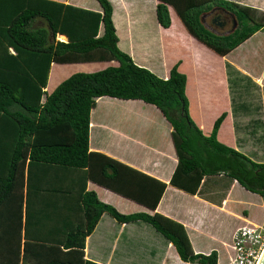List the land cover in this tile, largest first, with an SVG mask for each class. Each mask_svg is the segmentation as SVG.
<instances>
[{"label": "trees", "instance_id": "trees-1", "mask_svg": "<svg viewBox=\"0 0 264 264\" xmlns=\"http://www.w3.org/2000/svg\"><path fill=\"white\" fill-rule=\"evenodd\" d=\"M97 2L100 11L53 0H0V236L6 237L0 241V264H97L83 257L84 238L103 212L118 222H147L172 244L183 261L216 264L213 255L192 252L180 223L156 212L121 213L85 188L91 180L145 202L140 195L150 198V193L139 195L135 190L148 187L142 181L155 183L150 208L164 188L163 182L88 150L89 112L98 98L108 96L152 104L168 121L175 156L169 184L193 194L202 176L224 173L264 198V162H256L216 139L225 112L213 120L210 132L204 135L188 115L185 76L176 64L166 78L135 64L117 46L109 1ZM168 6L192 37L221 56L264 29V11L230 0H157L154 16L162 27L170 23ZM214 6L233 13L236 26L231 32L215 35L200 23V14ZM35 17L43 18L47 29L31 27ZM55 34H63L67 40H54ZM108 60L117 64L74 72L50 93L43 90L51 62ZM225 66L229 77V65ZM230 105L234 114L249 110L248 103L233 98ZM249 122L250 131L261 129L264 138V122L258 118ZM45 169L50 173L45 182L52 186L63 176L64 188L51 187L62 196L54 198L52 194L45 200L47 213L43 217L32 205L43 201L39 181ZM12 196V205L6 208L5 201Z\"/></svg>", "mask_w": 264, "mask_h": 264}, {"label": "crops", "instance_id": "crops-1", "mask_svg": "<svg viewBox=\"0 0 264 264\" xmlns=\"http://www.w3.org/2000/svg\"><path fill=\"white\" fill-rule=\"evenodd\" d=\"M53 1L100 11L97 0ZM108 1L118 48L126 51L135 64L161 78H166L171 66L176 64V69L185 76L184 94L188 115L201 132L207 135L213 120L225 112L216 131V139L256 162H264L263 131L258 129L254 133L250 131V126L247 127L248 123L251 124L249 121L256 118L264 122V77L261 76L264 63L258 74L245 72L243 66L240 67L237 60L231 58V51L223 56L218 55L192 37L170 6L167 7L170 23L167 27L160 26L154 16L157 0H146L150 4V11L138 6L134 0ZM138 1L142 4L141 0ZM230 1L264 11V0ZM199 21L215 35L227 34L235 28L231 30L229 12L215 6L201 13ZM229 23L231 26L226 29ZM30 26L47 29L46 21L41 17H35ZM121 38L123 47L119 44ZM54 40L65 42L67 38L63 34H55ZM226 63L230 70H234L235 77L241 75L244 81L258 86L262 104L252 105V109L245 114L241 111L232 113L230 86L234 84V79H230L233 78L230 75L228 77ZM116 64L115 60L51 62L43 90L46 94L50 93L60 81L74 72H91ZM251 112L256 114H249ZM170 130L168 121L152 104L138 99L98 98L89 112L88 150L101 153L161 181L164 188L154 208H150L149 204L156 194L155 183L142 181L148 187L135 190L139 195L143 191L150 193V198L140 195L145 198V202L118 194L91 180L86 181L85 188L92 190L98 200L121 213L156 212L180 223L194 254H211L216 263H221L230 252L231 234L237 226L264 221L263 197L245 189L224 173L202 176L193 194L169 184L168 179L175 166ZM240 132L242 135H239ZM48 175L49 171L43 170V181H39L43 201H39V205L33 202L32 205L33 210L38 207V213L43 217L47 213L45 200L52 194L54 198L62 196L60 192L51 190V187L60 191L64 188L63 176L55 179L51 186V183L45 182ZM125 187L130 188V185L126 184ZM13 198L9 197L5 201L6 208L12 205ZM24 200L23 192L20 215L22 225ZM1 209L4 211L3 205ZM2 238L6 237L1 235L0 241ZM83 257L97 264H199L196 261L181 260L172 244L147 222L139 219L118 222L106 212L100 214L93 229L84 238Z\"/></svg>", "mask_w": 264, "mask_h": 264}, {"label": "rangeland", "instance_id": "rangeland-1", "mask_svg": "<svg viewBox=\"0 0 264 264\" xmlns=\"http://www.w3.org/2000/svg\"><path fill=\"white\" fill-rule=\"evenodd\" d=\"M141 1L142 4H140L138 0H134V2L138 4V6L145 8V10L147 11H150L151 8L150 4L146 3V0H141ZM259 1L262 2V0ZM172 13L174 14L173 11ZM118 25L121 26L122 24L118 23ZM119 44L121 47H123L124 42L122 41V38L120 39ZM230 56L234 60H237L240 67L243 66V70L245 72H248L249 74L250 73L258 74V72H261L260 70L263 67V63H264V29H262L261 31L258 30L256 33L250 36L246 41H244L240 46H238L235 50L231 51ZM227 71L229 72V75L233 77L230 79H234V84L230 86V96H232L234 101L237 102L244 101L248 103L250 110L252 109L251 108L252 105L260 104V103L262 104V97L260 94V90L256 84H253V82L244 81L241 75L235 77L234 70H230V68H228ZM261 74H262L261 76L264 77V67L262 69ZM249 114L252 115L256 113L251 112ZM261 114L263 117L262 110H261ZM239 135H242V132H240Z\"/></svg>", "mask_w": 264, "mask_h": 264}, {"label": "built area", "instance_id": "built-area-1", "mask_svg": "<svg viewBox=\"0 0 264 264\" xmlns=\"http://www.w3.org/2000/svg\"><path fill=\"white\" fill-rule=\"evenodd\" d=\"M229 249L225 260L216 264H257L264 251V221L237 226L231 234Z\"/></svg>", "mask_w": 264, "mask_h": 264}, {"label": "water", "instance_id": "water-1", "mask_svg": "<svg viewBox=\"0 0 264 264\" xmlns=\"http://www.w3.org/2000/svg\"><path fill=\"white\" fill-rule=\"evenodd\" d=\"M215 8H219V9H221V10H223V11H225V12H228V11H226L223 7H221V6H215ZM213 9V7L210 9V10H212ZM229 14H230V16H231V21H232V28H231V30L234 28V26H236V20H235V17H234V15H233V13H230L229 12ZM261 264H264V257H263V260H262V263Z\"/></svg>", "mask_w": 264, "mask_h": 264}, {"label": "bare ground", "instance_id": "bare-ground-1", "mask_svg": "<svg viewBox=\"0 0 264 264\" xmlns=\"http://www.w3.org/2000/svg\"><path fill=\"white\" fill-rule=\"evenodd\" d=\"M263 257H264V251L262 252V254L260 256V259H259L257 264H261L262 263Z\"/></svg>", "mask_w": 264, "mask_h": 264}, {"label": "flooded vegetation", "instance_id": "flooded-vegetation-1", "mask_svg": "<svg viewBox=\"0 0 264 264\" xmlns=\"http://www.w3.org/2000/svg\"><path fill=\"white\" fill-rule=\"evenodd\" d=\"M230 26H231V25H230V23H229V24H228V27H226V29L230 28Z\"/></svg>", "mask_w": 264, "mask_h": 264}]
</instances>
